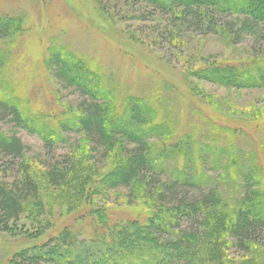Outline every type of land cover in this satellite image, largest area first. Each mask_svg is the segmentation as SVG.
I'll use <instances>...</instances> for the list:
<instances>
[{
	"label": "rangeland",
	"instance_id": "obj_1",
	"mask_svg": "<svg viewBox=\"0 0 264 264\" xmlns=\"http://www.w3.org/2000/svg\"><path fill=\"white\" fill-rule=\"evenodd\" d=\"M169 13L135 0H0V28L11 25L10 35L0 37V94L75 130L73 122L91 99L54 71L52 58L61 54L70 66L91 74V84L104 92L97 93L108 94L118 104L142 100L154 111V123L165 132L151 135L148 143L156 164L169 169L161 180L172 182L183 173L204 178L209 185L189 195L198 197L217 188L225 210L233 211L239 207L243 174L229 163L261 168L264 174V89H227L191 75L204 61L243 62L264 53V40L247 37L235 44L225 32L203 37L187 28L178 31L174 20L181 11ZM0 133L16 134L27 147L26 159L34 164L40 187L37 201L44 205L39 215L40 211L31 213L36 202H29L31 209L11 223V232L0 233V264H27L20 257L24 251L58 239L65 229L72 230L77 250L84 247L92 230L82 221L83 214L59 208L65 196L47 184L45 171L50 162L62 163L79 147L93 149L89 164L102 168L108 163L103 150L85 134L71 131L48 156L37 135L1 114ZM9 166L0 162V178L12 184L17 170L5 174ZM131 197L126 188L109 190L96 204L114 212L149 213L128 206ZM233 251V264H264V237L249 253Z\"/></svg>",
	"mask_w": 264,
	"mask_h": 264
},
{
	"label": "trees",
	"instance_id": "obj_2",
	"mask_svg": "<svg viewBox=\"0 0 264 264\" xmlns=\"http://www.w3.org/2000/svg\"><path fill=\"white\" fill-rule=\"evenodd\" d=\"M135 3L151 5L168 14L172 9L180 10V16L174 20L178 31L187 28L203 37L225 32L235 44L247 37L264 40V0H135ZM10 32L11 25L2 26L0 37H8ZM52 59L54 71L91 99L88 105H82L81 115L73 122L75 130L62 121L52 123L46 116L35 115L13 97L2 94L0 114L11 118L16 127L37 135L48 156L66 142L67 132L75 131L100 147L104 162L110 164L107 168L108 163L102 168L89 164L93 149L88 147L72 149L62 163L50 162L45 171L47 184L59 196H65L59 208L66 209L68 214H83L79 217L92 230L93 237L77 250L72 230L65 229L57 234L58 239H49L24 251L20 257L27 259V264H233V250L249 253L253 244L263 240L261 168L252 170L241 162L229 163L243 174V181L239 182V207L233 211L225 210L223 195L217 188H210L208 194L202 192L198 197L190 196L203 185H209V181L196 179L192 173H183L172 182L161 180V174L169 169L156 164L148 138L165 131L154 123L156 114L145 102L130 98L115 103L91 84L89 72L84 73L80 66H70L59 53ZM202 64L191 75L194 79L227 89H264V53H254L243 62ZM26 153L27 147L20 137L0 133V162L10 164L5 174L17 170L15 183L7 184L0 178V233L11 232V223L31 209V201L36 202L31 213H44L43 203L37 201L40 187L34 178V164L26 159ZM122 188L129 189L132 196L128 206L149 213L141 216L135 210L114 212L96 204L109 190ZM54 242L56 245L49 249ZM31 252L33 256H29Z\"/></svg>",
	"mask_w": 264,
	"mask_h": 264
}]
</instances>
